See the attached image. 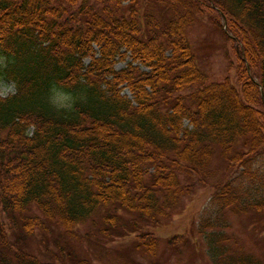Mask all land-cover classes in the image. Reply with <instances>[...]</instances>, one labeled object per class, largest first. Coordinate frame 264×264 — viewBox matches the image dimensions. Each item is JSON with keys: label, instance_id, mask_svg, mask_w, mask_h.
<instances>
[{"label": "trees", "instance_id": "obj_1", "mask_svg": "<svg viewBox=\"0 0 264 264\" xmlns=\"http://www.w3.org/2000/svg\"><path fill=\"white\" fill-rule=\"evenodd\" d=\"M206 19L231 44L220 82L190 41ZM0 81V264H92L90 223L153 253L198 187L214 262L263 264L223 231L264 218V0H0ZM55 229L57 251L29 247Z\"/></svg>", "mask_w": 264, "mask_h": 264}, {"label": "rangeland", "instance_id": "obj_2", "mask_svg": "<svg viewBox=\"0 0 264 264\" xmlns=\"http://www.w3.org/2000/svg\"><path fill=\"white\" fill-rule=\"evenodd\" d=\"M223 25V21L221 22ZM225 30V29H224ZM223 31L206 19V23L195 27L190 32V41L200 60V64L211 80L223 81L228 76L229 62L226 50L231 47L223 36ZM126 63H118V70L126 67ZM15 93L13 84L0 81V95L7 97ZM128 96L131 94L126 90ZM72 97L56 92L54 103L59 107H69ZM222 162L216 161V169H221ZM210 205V194L205 187H198L193 195L185 199L182 208L170 221L162 223L159 227H150L149 233L156 240V250L148 253L138 249L137 237L131 236L105 239L97 236L94 226L90 223L80 228L82 241L76 244L78 252L83 258L90 259L92 264H216L212 258L205 238L199 236L196 227L205 209ZM232 230L223 231L231 238L229 245L258 257L264 264V218H232ZM45 238L29 239V247L36 253L45 247L57 251L56 240L59 230H54ZM56 238V239H55ZM238 242V243H237ZM238 244L239 247L235 245ZM230 260H224L229 264Z\"/></svg>", "mask_w": 264, "mask_h": 264}, {"label": "water", "instance_id": "obj_3", "mask_svg": "<svg viewBox=\"0 0 264 264\" xmlns=\"http://www.w3.org/2000/svg\"><path fill=\"white\" fill-rule=\"evenodd\" d=\"M227 23L224 21V29L226 30Z\"/></svg>", "mask_w": 264, "mask_h": 264}]
</instances>
